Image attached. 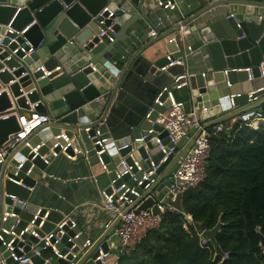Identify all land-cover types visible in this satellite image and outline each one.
Listing matches in <instances>:
<instances>
[{
	"label": "water",
	"instance_id": "95a60500",
	"mask_svg": "<svg viewBox=\"0 0 264 264\" xmlns=\"http://www.w3.org/2000/svg\"><path fill=\"white\" fill-rule=\"evenodd\" d=\"M220 4L227 5V12L222 13L217 10ZM150 5L151 0H0V38L5 26L11 20V27L18 31L33 22L25 33L16 35L12 42H9L7 38L2 39L0 87L8 85V91L12 97H15V107L17 111H22L23 115L27 114L24 110L29 108L26 99L30 103L38 100L35 110L41 113L51 112L58 119L56 126L66 128L69 134L85 126L93 128L101 122L100 130L103 137L108 138L109 144L112 141L111 132L116 129L122 132L125 127L124 120L127 124L131 123V120L126 121L123 117L124 109L129 110L132 106L131 102L139 96V91L147 86V82H153L155 78H168L169 83L162 84L159 90L164 85H168L174 100L183 102L186 112L189 111L192 100L199 107H207L208 111L203 114V118L228 112L231 109L230 96L233 95L231 98L234 107L241 106L246 103L249 92L264 87V0H223L186 14L174 27L175 33L189 22L194 23L193 27L188 29L187 36L180 35L176 41H168L166 47L168 53H171V58H181L182 64L172 65L165 71H161L160 67L168 63L166 56L151 62L150 58L141 55L150 44L169 34L168 31L150 39L125 62H122L121 66H116L113 63L115 54L112 51L115 39L122 38L125 25L129 24L132 29H135L136 19L143 18L147 21L142 11L150 8ZM104 7L114 11L112 18H105L108 10L103 12L102 16L98 15ZM112 19L115 21L113 26L115 35L114 40L110 42L109 32L103 35L99 33L100 28L104 29ZM100 20H104V24H100ZM190 32L195 35V42L190 45V51L199 56L202 66L208 68L205 71L202 69L194 72L188 66L189 55H185L184 47ZM7 35L14 36L11 33ZM24 41L34 48V52L30 56L21 58L22 52L18 50L9 56V53L19 44L24 45ZM24 47L28 48L26 45ZM8 56L9 58H6ZM39 65H42L45 70H51L59 65L60 70L52 72L46 78L37 79L42 71H33V69ZM245 67L251 68V78H248L249 74L244 70ZM224 70H226L225 74ZM178 73H190L186 79H181L184 85L180 89L174 88L172 83V76ZM12 80L14 81L10 83ZM31 88L33 89L27 96L22 95L23 91ZM99 95L106 96L103 104L94 101V98ZM253 96L261 100L248 104L237 112L228 113L225 118L257 107L264 101V88L256 91ZM166 97L167 94L164 92L162 98ZM12 106L7 91H0V114L4 113L0 116V144L10 133L19 129L16 115L11 112ZM156 110L161 112L164 108L156 106ZM145 113L146 111L142 121L130 130V136L115 141L126 143L144 134L149 127L148 121L144 118ZM155 115L156 112L150 118L153 119ZM220 121L224 120H215L216 123ZM156 129L162 128L157 126ZM51 131L56 133L58 128H52ZM165 134L166 132L163 131L161 137ZM149 138L147 137L144 142H147ZM166 141L164 138V143ZM192 142L193 139H190L173 159L169 156L160 164L157 170V174L161 173L158 179L159 184L149 191L158 193L154 198L145 199L135 210L136 212L150 208L153 213L159 214L154 201L163 197L166 192L164 180L184 157ZM146 145L152 154V160L156 163L161 154L153 147L152 141L147 142ZM133 146L142 157L145 156L142 142H136ZM129 149L128 147L122 150L121 154H125ZM26 150L23 149L22 152ZM134 155L137 157V154ZM104 157L108 161L107 156ZM35 163L33 173L22 177L21 181L26 186L34 185L45 167L39 158L35 159ZM14 164L15 161L9 156L2 165L0 164V217L3 211L10 209L9 205H12V200L8 196L14 195L27 201L25 211L21 212L19 226L22 227L31 218L36 206L28 203L31 193L28 189L7 178L15 170ZM115 166V161L109 163L110 170ZM19 206L20 203L16 202L13 210L17 213ZM60 218L56 210H50L42 230L48 231ZM186 219L189 218L186 217ZM114 225L107 229L97 241L101 243L104 250L110 247L111 253L117 249V245H112L114 240H117L116 234L113 233ZM218 229L219 222L213 228L203 230L201 237L212 244L217 254H222L215 241ZM256 230L260 245L263 247L264 236L259 232L258 227ZM107 234H112V241H104ZM84 238L85 236L82 240ZM30 239L36 241V238L30 237ZM78 243L81 244V241ZM60 246L57 247L60 248ZM94 249L95 245L82 256L78 264H83L84 261V264H93L92 259L96 256ZM0 250H2L1 247ZM31 260L35 264L42 262L38 256L31 257ZM55 263L56 261H53V264Z\"/></svg>",
	"mask_w": 264,
	"mask_h": 264
},
{
	"label": "built area",
	"instance_id": "2783aa9c",
	"mask_svg": "<svg viewBox=\"0 0 264 264\" xmlns=\"http://www.w3.org/2000/svg\"><path fill=\"white\" fill-rule=\"evenodd\" d=\"M151 1L154 5L163 9L172 10L176 8L174 0ZM206 1L210 4L223 0ZM64 7H67V5H64ZM107 10L108 14L105 18H112L114 11L106 7L100 10L98 15L102 16L103 12ZM11 21L5 26L0 43H2L3 38H7L9 42H12L16 35L25 33L33 24L31 22L24 29L18 31L11 27ZM99 23L104 24V20H100ZM114 24L115 21L112 19L110 24L105 26L104 29L100 28L99 35L109 32L108 40L110 42L113 41L115 35ZM160 24L161 19L158 18L155 24L148 26V38L158 35ZM8 33L14 34V36H8ZM187 33L188 28L181 26L180 30L168 41H176L177 37H180V35L181 37L187 36ZM24 45L28 46V48L25 49ZM24 45L19 44L9 53V56L18 50L22 52L21 58L30 56L34 52V48L27 41H24ZM184 50L185 55L190 54V45L186 44ZM9 56L6 58H9ZM166 58L168 63L160 67L161 71H165L169 66L183 63L181 58L172 59L171 53H168ZM38 70H41L42 74L37 79H43L52 74V72L59 71L60 66L45 70L42 65H39L33 69V71ZM244 70L248 72V78H251V68L245 67ZM223 73L225 74L226 70ZM189 75L190 73H179V75L172 76L174 88L180 89L184 85L181 79H186ZM13 81H10V83ZM7 86V84L1 85L0 91H7L13 105L11 112L16 115L19 129L10 133L6 140L0 144V164L2 165L8 156L13 159L15 161L13 166L15 170L7 178L31 192L37 181L32 186H26L21 180L23 176H29L33 173L36 166V158H39L44 165H47L52 158L60 154L68 159H75L78 156L87 157L88 151L82 147V142L80 143V130L77 132L75 130L69 134L66 128L56 126L58 119L51 112L41 113L35 110L38 100L30 103L26 99V103L29 105V108L24 110L27 112L26 115H23L22 111H17L14 105L15 97H12ZM263 88L260 87L249 92L246 103L250 104L255 101L257 97L253 96V94ZM32 89L23 91L22 95L27 96ZM164 92L167 94L165 99L162 98ZM232 96H230L229 102L231 108L234 107ZM105 100L106 96L104 95L94 98L95 102L101 104ZM156 106L163 107L164 110L157 112ZM207 111V107H199L192 100L190 109L186 112L183 108V102L175 101L170 90H168V85H164L157 92L152 104L144 115L149 127L139 137L132 138L131 141L126 143H117L112 139L111 144H109L108 138L103 137L100 130L101 122H98L93 128L85 126L81 129L84 137L91 142L94 155L101 168L108 173L112 171L110 181L107 187L101 191V196L103 208L108 214V220L104 224V228L109 229L115 224L113 227V233L117 236V249L115 252L118 250L128 252L133 249L147 236L150 230L159 226L161 214L165 210H175L174 202H176V198L188 189L196 187L205 178L210 153L209 139L212 134L225 130L220 123H216L215 120H209L212 116L203 118V114L207 113ZM154 112H156V115L151 119L150 117ZM3 114L1 113L0 116ZM263 118L264 116L260 110L249 108L238 113L232 119V123L239 121L253 128L256 127L257 121ZM157 126L162 129L157 130ZM52 128H58V131L52 133ZM91 130L92 133H90ZM163 131L166 134L161 137ZM147 137H150L147 142L152 141L153 147L161 154L156 163L152 160V154L146 145L147 142H144ZM164 138L167 140L165 143ZM190 139H193V142L186 154L167 179L164 180L166 192H164L161 199L154 201L159 214L153 213L150 208L140 209L136 212L135 210L145 199L156 197L158 192L149 191L153 186L159 184L158 179L161 173L157 174V170L160 164L165 162L169 156H172L173 159ZM136 142H142L145 150L144 157L133 146ZM128 147L130 148L129 151L121 154V151ZM23 149H27L26 152H22ZM134 154H137V157ZM105 155L108 161L105 160ZM128 159L131 161L128 162ZM112 161H115L116 166L110 170L109 163ZM8 197L12 200V205H9L10 209L4 210L0 217V247L2 248L0 250V264H35L31 260L33 256L40 257L42 260L41 264H53V261H56L55 264H62L61 262L63 264H78L82 256L94 245L96 256L92 259L93 264H110L111 262L116 264L117 254L115 252L111 253L109 249L104 250L101 243H97L98 240L94 241L87 237L82 240L84 235L71 214L62 215L48 231H43L42 227L50 209L36 207L31 218L25 222V225L19 226L21 212L25 211L27 201L21 200L14 195H9ZM16 202L20 203L18 213L13 210ZM198 236L201 245H206L207 241L201 237V232L198 233ZM30 237L36 238V241L30 239ZM79 241H81V244L78 243ZM58 245H61L60 248L57 247ZM76 248L78 249L76 250ZM223 258H225V255H222Z\"/></svg>",
	"mask_w": 264,
	"mask_h": 264
},
{
	"label": "trees",
	"instance_id": "16d2710c",
	"mask_svg": "<svg viewBox=\"0 0 264 264\" xmlns=\"http://www.w3.org/2000/svg\"><path fill=\"white\" fill-rule=\"evenodd\" d=\"M256 108L264 116V101ZM218 123L225 130L209 139L205 178L176 198L175 210H165L159 226L116 264H264L255 232L258 227L264 236V124ZM218 222L222 254L198 236Z\"/></svg>",
	"mask_w": 264,
	"mask_h": 264
},
{
	"label": "crops",
	"instance_id": "0c3cea01",
	"mask_svg": "<svg viewBox=\"0 0 264 264\" xmlns=\"http://www.w3.org/2000/svg\"><path fill=\"white\" fill-rule=\"evenodd\" d=\"M174 1L176 3V8L172 10L158 7L151 1V7L148 9L145 8V10L142 11L147 21L143 18L136 19L135 29H132L129 24L128 26L125 25L126 27L122 38L115 39L113 44L112 51L115 54L113 63L116 66H121L122 62H125L135 51L152 39L147 36L148 26L155 24L158 18L161 19L158 34H164L168 31L169 34L150 44L142 51L141 55L150 58L151 62H155L166 56L168 54L166 48L168 40L175 35L174 27L176 24L186 14L209 4L206 0ZM217 10L222 13L227 12V5L220 4L217 6ZM193 24V22H189L187 25H184L183 28L188 27L189 29L193 27ZM194 42L195 35L190 32L189 36L186 37V44L192 45ZM188 55V66L190 70L195 72L208 69L202 66V63L199 61V56L194 52ZM176 75H179V73ZM168 76L171 77L170 75ZM147 83V86L142 91H139V96H136L137 99L131 102L132 106L129 107V110L128 108H126V110L124 109L123 117L126 121L131 120V123L127 124L124 120L125 127L122 132H120L119 129L115 131L112 130L111 138L113 140L131 135L130 130L135 128L138 122L142 121L143 114L152 104L153 97L159 90V87L162 84H168L169 81L167 77H164L159 79L155 78L153 82ZM148 89H151V92L148 93ZM260 100L261 99L258 98L255 101ZM246 105L248 104L244 103L241 106L232 107L228 112L216 114L210 117L209 120L221 119L224 120L226 124H231L232 119L237 115L227 118H225V116H227L228 113L239 111ZM262 120L264 121V118L257 121L258 123L255 124V126L257 127L259 124H264ZM81 131L82 130L79 131L80 143L82 142V147L88 151L87 157L78 156L75 159H68L60 154L52 158L49 164L45 165L44 169L41 170L39 178L36 180L37 182L30 193L28 203L36 207L56 210L60 216L71 214L83 235L91 240L97 241L107 231V229L104 228V224L108 220V214L102 205L101 191L107 187L111 177L110 173L101 168L94 155L91 142L84 137ZM111 237L112 234L105 235L104 241H112ZM114 242L112 245H117V240H114ZM108 244L111 246L110 242Z\"/></svg>",
	"mask_w": 264,
	"mask_h": 264
},
{
	"label": "rangeland",
	"instance_id": "374dc122",
	"mask_svg": "<svg viewBox=\"0 0 264 264\" xmlns=\"http://www.w3.org/2000/svg\"><path fill=\"white\" fill-rule=\"evenodd\" d=\"M149 91H148V93L149 92H151V89H148ZM148 93H147V95H148ZM146 95V96H147ZM188 218H189V220H190V217L189 216H187ZM255 232H256V234L258 235V233H257V230H256V228H255ZM259 237V236H258ZM259 243H260V238H259ZM261 246V245H260ZM263 252H264V248H263ZM115 254H117V256H119V255H122V254H125V252L124 251H117V252H115Z\"/></svg>",
	"mask_w": 264,
	"mask_h": 264
},
{
	"label": "bare ground",
	"instance_id": "6f19581e",
	"mask_svg": "<svg viewBox=\"0 0 264 264\" xmlns=\"http://www.w3.org/2000/svg\"><path fill=\"white\" fill-rule=\"evenodd\" d=\"M263 121V120H262ZM264 122V121H263Z\"/></svg>",
	"mask_w": 264,
	"mask_h": 264
},
{
	"label": "clouds",
	"instance_id": "9594fccd",
	"mask_svg": "<svg viewBox=\"0 0 264 264\" xmlns=\"http://www.w3.org/2000/svg\"><path fill=\"white\" fill-rule=\"evenodd\" d=\"M202 232V231H201ZM207 241V240H206Z\"/></svg>",
	"mask_w": 264,
	"mask_h": 264
},
{
	"label": "flooded vegetation",
	"instance_id": "af4514ba",
	"mask_svg": "<svg viewBox=\"0 0 264 264\" xmlns=\"http://www.w3.org/2000/svg\"><path fill=\"white\" fill-rule=\"evenodd\" d=\"M264 247V246H263Z\"/></svg>",
	"mask_w": 264,
	"mask_h": 264
}]
</instances>
